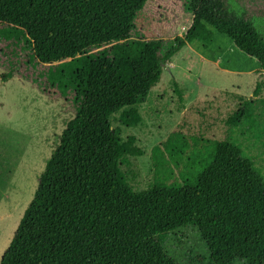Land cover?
Segmentation results:
<instances>
[{
  "label": "trees",
  "instance_id": "1",
  "mask_svg": "<svg viewBox=\"0 0 264 264\" xmlns=\"http://www.w3.org/2000/svg\"><path fill=\"white\" fill-rule=\"evenodd\" d=\"M236 2L242 11L226 0H186L191 19L183 36H133L90 49L32 79L41 89L48 85L71 95L77 118L0 264H176L164 244L171 233L188 227L205 242L208 256L201 259L207 264H264V174L235 138L243 128L256 129V110L264 106V99L257 98L260 85L255 98L228 113L225 139L190 138L179 131L155 150L154 182L145 192L152 235L118 249V242L110 240L117 224H95L122 197L131 207L117 222L137 217L135 195L121 168L127 162L122 129L113 123L118 115L127 128L143 123L140 107L178 52L188 44L211 43L217 32L264 70V37L253 23L254 16L264 17V0ZM0 46L12 68L2 81L22 65L37 68L33 41L21 26L0 23Z\"/></svg>",
  "mask_w": 264,
  "mask_h": 264
},
{
  "label": "rangeland",
  "instance_id": "2",
  "mask_svg": "<svg viewBox=\"0 0 264 264\" xmlns=\"http://www.w3.org/2000/svg\"><path fill=\"white\" fill-rule=\"evenodd\" d=\"M226 1L233 10H243L236 0ZM85 4L87 7L83 0H0V23L24 28L33 41L37 60L36 69L22 65L4 82L2 75L12 68L0 46V263L49 179L52 161L63 151L77 118L71 95L52 89L44 78L40 82L47 87L41 89L32 79L90 49L133 36H183L191 19L186 0H86ZM253 23L264 37V17L254 16ZM167 66L170 71L164 69L160 83L140 107L143 123L127 128L119 115L114 119L113 127L122 129L127 162L121 168L135 195L137 217L117 222L131 207L128 198L122 197L120 202H111L110 209L95 218V224L100 228L117 224L110 240L118 242V249L152 235L154 223L145 192L154 182L155 150L179 131L190 138L203 134L211 140H223L229 131L224 123L228 113L255 98L257 85V98L264 99V70L259 62L217 32L211 43L185 46ZM255 128H243L235 138L264 174V106L260 104ZM88 232L84 228L83 233ZM164 245L176 264H207L201 259L208 256L207 246L193 227L171 233Z\"/></svg>",
  "mask_w": 264,
  "mask_h": 264
},
{
  "label": "water",
  "instance_id": "3",
  "mask_svg": "<svg viewBox=\"0 0 264 264\" xmlns=\"http://www.w3.org/2000/svg\"><path fill=\"white\" fill-rule=\"evenodd\" d=\"M166 68L170 71V68L168 66Z\"/></svg>",
  "mask_w": 264,
  "mask_h": 264
},
{
  "label": "crops",
  "instance_id": "4",
  "mask_svg": "<svg viewBox=\"0 0 264 264\" xmlns=\"http://www.w3.org/2000/svg\"><path fill=\"white\" fill-rule=\"evenodd\" d=\"M262 73V72H261Z\"/></svg>",
  "mask_w": 264,
  "mask_h": 264
}]
</instances>
